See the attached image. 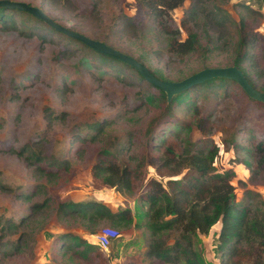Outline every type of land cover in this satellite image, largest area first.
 <instances>
[{
  "label": "rangeland",
  "instance_id": "374dc122",
  "mask_svg": "<svg viewBox=\"0 0 264 264\" xmlns=\"http://www.w3.org/2000/svg\"><path fill=\"white\" fill-rule=\"evenodd\" d=\"M15 1L35 6L40 4V0ZM90 1L73 0L75 12H86ZM212 1L219 3L218 0H210L207 5L210 6ZM189 2L186 0L172 12L176 24L180 25ZM220 4L236 20L240 12L239 4H248L258 10L260 17L256 27L264 34V0H221ZM119 15L139 17L134 0H100L97 18L93 19H97V28L109 33L112 27L115 29L118 25ZM126 32L120 31L113 37L118 38L114 39L115 43L138 57L160 78L176 81L202 69L203 62L209 67L220 66L224 62L225 53L220 51L207 59L195 54L180 56L169 52V38L146 21H138L133 31ZM39 45L36 36L27 37L16 30L8 31L0 27V226L6 225L7 219L21 224L15 233L9 232L8 228L0 229V245H5L0 246V251L4 250L0 252V264H99L90 257L82 259L71 252L64 256H52L53 240L60 232L70 231L94 242V238L83 231L78 218H57L56 206L59 202L97 200L113 211L129 207L135 219H141L143 204L138 200L137 189L140 182L134 191L122 193L114 187L95 188L92 165L102 148L117 152L120 144L131 138L123 159L129 154L141 159L131 161V166L139 161L137 167L143 171V177L148 178L157 175L148 166L147 160L161 155L154 142L150 146L151 132L161 133L171 125L167 132H173L169 142L173 141L179 152L187 139L198 142L210 138L214 143L221 144L222 141L230 142L232 137L251 151L248 147L251 142L264 134L263 108L248 100L243 91L235 86L218 93L210 88L187 92L181 96V101L174 100L170 105L164 99L151 103L147 101V95L158 96V93H151L146 83L120 82L113 71L92 75L80 52L71 51L61 56L58 45L47 43L43 45V50ZM251 76L253 78L254 74ZM263 81L264 78L258 79L259 84ZM192 102H197L202 112L204 136L195 125ZM46 113L54 118L50 126H47ZM102 119H112L114 123L105 128L98 141L93 142L87 127ZM249 124L256 127L255 135L244 139ZM77 136L90 139L81 142L76 139ZM154 137L157 138L156 135ZM28 142L34 150L26 153L29 158L34 159L36 151L44 158L40 166L60 170L55 183H49L46 177L35 176L34 167L11 153V149L18 150ZM237 155L240 164L236 161L232 163L231 154L221 151L218 163L224 166L231 163L235 170L232 184L236 200L252 204L264 200V167L258 166L247 153L239 152ZM63 158L70 162L68 170L59 169L54 164ZM249 190L252 193L246 194ZM25 192H33L29 200L24 198ZM46 198L48 207L42 211L31 209L32 204L42 203ZM21 218H24L22 223ZM103 226L113 227L119 233L107 253H102L95 245L104 257L110 256V263L116 259L120 264H126L130 257L137 264H166L144 255L145 241L141 229L121 230L105 221L96 231ZM219 226V223L215 224L208 234H197L193 238L194 249L204 264L219 262L216 251ZM172 237L173 234H170L169 240ZM15 245L17 253L8 250ZM110 263L107 261V264Z\"/></svg>",
  "mask_w": 264,
  "mask_h": 264
},
{
  "label": "trees",
  "instance_id": "16d2710c",
  "mask_svg": "<svg viewBox=\"0 0 264 264\" xmlns=\"http://www.w3.org/2000/svg\"><path fill=\"white\" fill-rule=\"evenodd\" d=\"M99 1L91 0L86 12H75L73 0H40L37 7L55 23L70 31L102 41L131 56L160 80L174 81L166 77H158L138 57L119 47L114 41L118 38L113 37L119 35L120 31H127L126 34L128 31H133L138 21L149 22L154 29L169 38V52L180 56L195 54L198 57H204L203 59L210 58L219 51L223 52L225 53L223 65L213 67L236 66L253 88L264 92V81L261 84L258 82V79L264 78V34H261L256 27L260 12L248 4L238 5L240 12L236 20L220 4L221 0H218V4L212 1L210 6L207 5L210 0H189V5L178 25L173 19L172 12L182 6L186 0H134L139 17L119 15L117 16L118 25H114L115 29L112 27L109 33H105L99 27L97 28V19H93L97 18ZM121 17L124 19L120 20ZM0 27L8 31L16 30L27 37L36 36L41 50L44 44L53 43L59 46L58 54L61 56L70 54L71 51L80 52L92 75L95 72L113 71L120 82L146 83L151 93H158V96L147 95V101L151 103L164 99L170 105L174 100L181 101V96L186 95L187 92L204 88L214 89L216 93L220 90L224 91L229 86L242 90L231 79L213 78L182 91L173 96L168 103L166 94L145 80L132 66L87 47L79 40L57 31L27 11L0 6ZM183 33L184 37H182ZM202 66V69L209 67L206 62H203ZM179 80L182 79L176 81ZM243 94L248 100L262 107L264 112V103L250 98L244 91ZM192 103L191 112L195 117V125L204 136L205 121L200 114L202 112L197 102ZM170 109L173 110V107ZM45 117L47 126H50L53 116L46 113ZM113 123L112 119L98 120L88 125L87 133L90 131L93 142L98 141L105 128ZM249 125L244 139L255 135L256 127ZM170 126L161 133H150V146L154 142L155 146L161 150L160 156L150 157L147 160L148 166L154 169L157 177H143V171L137 167L141 159L131 154L123 159L125 151L129 150L127 145L130 144L131 138L122 142L117 152L107 148L100 149L97 160L92 165L91 173L96 182L95 188L114 187L122 193L134 191L136 184L140 182L137 188L138 200L143 204L140 220L135 219L129 207L113 211L97 200L59 202L56 206L57 218L60 220H65L69 216L78 218L86 234L96 233V229L105 221L121 230L141 229L145 241L144 255L166 264L181 262L204 264L194 249L193 238L197 234H208L210 229L219 223L216 245V251L219 254L218 264H264V200H257L254 204L250 201H237L235 187L232 184L235 177L233 166L231 163L228 166L218 165L220 152L225 151L231 154L232 163L236 161L240 164L237 154L241 152L253 157L258 166L264 167V134L251 142L248 146L252 149L251 151H248L242 142L238 143L232 137L230 142L222 141L221 144L214 143L210 138L198 142L187 139L183 150L179 152L173 146V141L169 142L173 133H167ZM188 127L189 125L186 129ZM155 135L157 138L154 137ZM76 139L83 142L90 138L77 136ZM10 151L22 157L29 166L34 167L35 176L46 177L49 183H55L58 180L57 173L60 170L54 171L52 168L40 166L44 159L41 154L35 151L34 159L26 155L27 152L34 151L30 142L25 143L18 150ZM134 160L139 161L132 167L131 161ZM54 164H57L59 169L70 168V162L65 158L55 161ZM250 193H252L250 190L246 191V194ZM23 194L24 198L29 200L33 192ZM46 207H48V198L42 203L31 205L33 211H39V209L42 211ZM23 220L24 218H21V223ZM5 224L0 226L1 231L8 228V231L12 233L17 232L21 225L20 222L15 223L12 219H7ZM170 234H173V237L169 240ZM55 238L53 257L64 256L71 252L82 259L90 257L93 262L99 264H107V261L110 263V256L104 257L103 252L101 253L89 238L80 237L70 231L60 232ZM0 246L5 247V245ZM8 250L17 253L18 248L15 245ZM2 251L4 250L0 252ZM126 264L137 263L131 261L129 257Z\"/></svg>",
  "mask_w": 264,
  "mask_h": 264
},
{
  "label": "water",
  "instance_id": "95a60500",
  "mask_svg": "<svg viewBox=\"0 0 264 264\" xmlns=\"http://www.w3.org/2000/svg\"><path fill=\"white\" fill-rule=\"evenodd\" d=\"M0 6L27 11L35 17L43 20L46 24L53 27L57 31L79 40L87 47L127 63L128 65L135 68L145 80L161 89L166 94L168 101L171 100L173 96L189 89L196 84L203 83L213 78H227L235 81L250 98L264 103V92H260L253 88L243 73L236 66L203 68L179 81L160 80L153 76L141 62L136 61L131 56L108 46L102 41L94 40L83 34L70 31L66 27L55 23L49 16H47V14L43 12V10L37 6H29L25 2L12 0H0Z\"/></svg>",
  "mask_w": 264,
  "mask_h": 264
},
{
  "label": "built area",
  "instance_id": "2783aa9c",
  "mask_svg": "<svg viewBox=\"0 0 264 264\" xmlns=\"http://www.w3.org/2000/svg\"><path fill=\"white\" fill-rule=\"evenodd\" d=\"M118 231L110 226H103L98 232L90 234L94 238L95 245L99 247L102 252H108L110 245L118 238ZM111 261V260H110ZM110 264H120L118 260L114 259Z\"/></svg>",
  "mask_w": 264,
  "mask_h": 264
},
{
  "label": "crops",
  "instance_id": "0c3cea01",
  "mask_svg": "<svg viewBox=\"0 0 264 264\" xmlns=\"http://www.w3.org/2000/svg\"><path fill=\"white\" fill-rule=\"evenodd\" d=\"M145 208H146V207H145ZM145 208H144V209H145ZM142 211H143V210H142ZM142 213H143V212H142ZM136 220H138V219H136ZM131 229H133V228H131ZM129 230H130V229H129ZM137 230H138V229H137ZM141 233H142V232H141Z\"/></svg>",
  "mask_w": 264,
  "mask_h": 264
}]
</instances>
